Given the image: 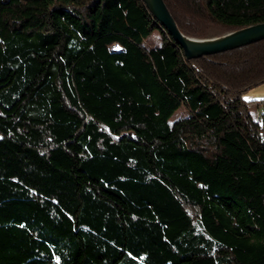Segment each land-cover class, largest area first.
Here are the masks:
<instances>
[{"label":"trees","instance_id":"16d2710c","mask_svg":"<svg viewBox=\"0 0 264 264\" xmlns=\"http://www.w3.org/2000/svg\"><path fill=\"white\" fill-rule=\"evenodd\" d=\"M165 2L189 36L264 22ZM263 82L264 39L188 58L144 0H0V264H264Z\"/></svg>","mask_w":264,"mask_h":264},{"label":"water","instance_id":"95a60500","mask_svg":"<svg viewBox=\"0 0 264 264\" xmlns=\"http://www.w3.org/2000/svg\"><path fill=\"white\" fill-rule=\"evenodd\" d=\"M153 15L167 28L188 58H197L235 49L264 39V22L249 25L219 36L196 38L180 29L165 0H144Z\"/></svg>","mask_w":264,"mask_h":264},{"label":"rangeland","instance_id":"374dc122","mask_svg":"<svg viewBox=\"0 0 264 264\" xmlns=\"http://www.w3.org/2000/svg\"><path fill=\"white\" fill-rule=\"evenodd\" d=\"M216 36H219V35H216ZM212 37H214V36H212ZM160 38H161L160 32L158 33V31H156L151 37L148 38V40H146V43L149 46H156L160 43V41H161ZM196 38H200V37H196ZM242 95L245 99L251 101L252 109L257 110V104L261 103L264 100V82L259 84V85L254 86L252 88L245 90L242 93ZM186 114H187V110L185 108H182L181 110H179L175 113V115L171 118V120L173 121L174 119H177V118H179L183 115H186Z\"/></svg>","mask_w":264,"mask_h":264},{"label":"crops","instance_id":"0c3cea01","mask_svg":"<svg viewBox=\"0 0 264 264\" xmlns=\"http://www.w3.org/2000/svg\"><path fill=\"white\" fill-rule=\"evenodd\" d=\"M260 103L257 104V106L259 105Z\"/></svg>","mask_w":264,"mask_h":264}]
</instances>
